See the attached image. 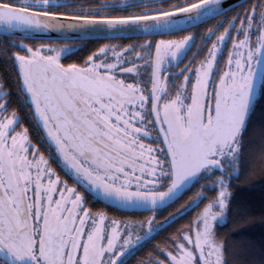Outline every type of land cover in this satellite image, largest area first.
Masks as SVG:
<instances>
[{
    "label": "snow or ice",
    "instance_id": "obj_1",
    "mask_svg": "<svg viewBox=\"0 0 264 264\" xmlns=\"http://www.w3.org/2000/svg\"><path fill=\"white\" fill-rule=\"evenodd\" d=\"M207 17L216 23L200 31ZM65 30L109 42L64 64L74 49L35 41ZM14 97L41 128L36 143ZM258 106L264 0H0V264H264V240L218 231L255 212L233 181ZM259 136L264 151V120ZM186 185L200 186L199 211L151 243L156 214ZM90 195L152 215L111 218Z\"/></svg>",
    "mask_w": 264,
    "mask_h": 264
},
{
    "label": "trees",
    "instance_id": "obj_2",
    "mask_svg": "<svg viewBox=\"0 0 264 264\" xmlns=\"http://www.w3.org/2000/svg\"><path fill=\"white\" fill-rule=\"evenodd\" d=\"M238 7V6H237ZM235 7V8H237ZM218 19V17H217ZM216 20H210L202 25L199 26L200 31H206L208 26L214 25ZM188 31H195V29H190ZM187 34V32H186ZM173 36H179L173 35ZM157 39L159 37H156ZM113 41H120L113 40ZM121 41H130L127 39ZM38 42V41H35ZM40 42V41H39ZM107 42L106 40H94V41H86V42H49V43H66V44H81L86 46L82 49H79L74 54L64 58L68 62L80 63V58L88 54L90 49H95L99 43ZM14 104L13 107H18L19 109H24L26 113V107L24 103L20 102L18 99L14 97ZM22 114V113H21ZM29 116L23 115L21 118V123L24 127L29 129V136L32 139L33 143H36L37 138L40 135L39 129L35 126V123L32 121ZM264 120V109L260 106L257 107L256 114L254 116V126L250 129L249 132V140L251 141L249 151L251 152V156L245 161V172L241 175L239 180H234L233 183L240 189H243V194L249 197L253 203L255 208V212L253 213L252 217L250 218V222L248 224H237L233 223V215H227V221L224 225L218 227V231L220 233L221 239H227L232 244H239L242 242H246L248 240H252L259 245L261 240H264V217H261L259 213L261 202L264 201V185L261 184V180L264 179V151L261 149V140L259 136V131L261 127V121ZM196 190H201L199 185L190 188L189 196L194 195ZM230 191L235 192L236 189H230ZM207 194V193H206ZM185 199L183 202H185ZM205 203L207 201H204ZM90 204V203H89ZM99 203H93V207L98 206ZM203 204L201 203L199 207H202ZM233 210H235V202L233 203ZM199 210V209H198ZM110 211V210H109ZM113 211V210H111ZM163 211V210H162ZM117 213V212H116ZM188 218H182L180 223H184L186 220H190L191 216ZM118 218H123L120 214L117 215ZM164 218V217H163ZM175 225L166 228L163 232L164 235L173 231Z\"/></svg>",
    "mask_w": 264,
    "mask_h": 264
},
{
    "label": "rangeland",
    "instance_id": "obj_3",
    "mask_svg": "<svg viewBox=\"0 0 264 264\" xmlns=\"http://www.w3.org/2000/svg\"><path fill=\"white\" fill-rule=\"evenodd\" d=\"M178 38L177 37H173V38H170V37H167L165 39H176ZM157 39V38H156ZM158 39H161V38H158ZM119 40V39H118ZM41 42V41H40ZM39 41L36 42V43H40ZM109 42V41H107ZM112 43H122V44H127V43H130L132 41H111ZM43 43H49V42H43ZM103 43H106V42H103ZM51 46H56L58 48L60 47H65L67 46L68 48H71V49H74L73 52L71 53H68V54H63L61 56V62L64 63V64H67V63H74V62H68L67 60H65L64 58L74 54L76 51H78L79 49H82L86 46H83L81 44H66V43H49ZM226 61V60H225ZM17 103H18V100H17ZM18 108V107H17ZM18 110L20 111V113H22L24 116L26 115V113L22 110L24 109H19ZM21 114V116H22ZM31 118V117H30ZM29 118V120H30ZM33 121V120H32ZM36 125V122L33 121ZM41 133V128L40 127H37ZM65 179H67V177H64ZM69 183L71 184V181H69ZM203 183V182H201ZM193 187L192 185H189L185 191H183V193L179 196V198L174 201L171 205L169 206H166L163 211H159L157 214H156V221L158 223H160L162 225L161 229L159 230L160 231H164L166 228L170 227V226H173L175 225V228L173 229V231L167 233L166 235L162 234L163 236H161V240L164 239V237L168 236L169 234L173 233L176 229L180 228L181 226H184V225H187L189 223V221L197 214V212L199 211L198 207L195 206V203H192L190 202V198H195V195L196 193L199 191V190H196V192L194 193V195H191L190 197L189 196V190L190 188ZM185 199H187L185 202H183ZM91 201V200H90ZM88 206H90L88 204ZM203 207V206H202ZM173 214V218L171 220L168 221L167 224L164 223L165 219L169 216V214ZM191 213H193V215L191 216V219L190 220H186L184 223H180V220L184 217V218H188ZM149 215H152V213L150 214H145V215H134L133 216V219H140L142 218V216H149ZM124 219H127V216H122ZM164 217V218H163ZM131 218V217H130ZM132 219V218H131ZM158 232V233H159Z\"/></svg>",
    "mask_w": 264,
    "mask_h": 264
},
{
    "label": "flooded vegetation",
    "instance_id": "obj_4",
    "mask_svg": "<svg viewBox=\"0 0 264 264\" xmlns=\"http://www.w3.org/2000/svg\"><path fill=\"white\" fill-rule=\"evenodd\" d=\"M184 34H186V32L184 33ZM167 37H170V38H173V37H176V36H164V37H159V38H167ZM197 42L198 43H202V41L200 40V37H199V34L197 35ZM231 47V41L229 40L228 42H227V46L224 48V52H223V57H222V59H221V63L223 64L224 62H225V60H226V57H227V51H228V49ZM196 48H197V45L196 44H194V45H192V51L194 52V51H196ZM191 55V52L189 53V56ZM185 62H187L186 60H185ZM181 66H183V65H181ZM20 102H22L23 103V98L21 97V100H19ZM24 106L25 107H27L26 106V104H24ZM89 199L91 200L90 201V206L89 207H91L92 209H93V211H97V210H102V211H105L106 213H107V215L109 216V217H111V218H118V214H120V216H127V219H129L130 217L133 219V214H131V213H125V214H122L121 213V211L120 210H117V209H114V208H112L111 210H113V211H109V209L111 208L110 206H108V205H106V204H104L102 201H101V199H93L92 197H91V195L89 196ZM99 203L98 204V206H96V207H93V203ZM88 206V205H87ZM117 212V213H116ZM145 214H150V212H145V213H142V214H140V213H137V214H135V215H145ZM120 218V217H119ZM120 219H124V218H120ZM164 232L163 231H160L158 234H156V239H154V240H152L151 241V243H153V244H155V243H160L162 240V238H161V236H163L162 234H163ZM140 254L138 253V256H139ZM163 258V257H162Z\"/></svg>",
    "mask_w": 264,
    "mask_h": 264
},
{
    "label": "water",
    "instance_id": "obj_5",
    "mask_svg": "<svg viewBox=\"0 0 264 264\" xmlns=\"http://www.w3.org/2000/svg\"><path fill=\"white\" fill-rule=\"evenodd\" d=\"M225 2H226V5H229L232 8H235V7H237V6L240 5V3L242 2V0H225ZM210 20H213V18H211V17L205 18V20H203V21H201L199 23V26L202 25V24H204V23H206V22H208V21H210ZM157 37H160V36H157ZM94 40H97V39L94 38V37H85L84 39H81L79 37V34L78 33L73 32L72 30H65L63 32L50 31L45 37H43V38H37L36 41H41V42H86V41H94ZM188 186L189 185H186L183 191H185V189ZM183 191L178 195V198L183 193ZM101 201L105 204V202L103 200H101ZM172 203H170V205ZM108 206H110V205H108Z\"/></svg>",
    "mask_w": 264,
    "mask_h": 264
}]
</instances>
